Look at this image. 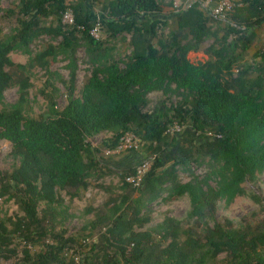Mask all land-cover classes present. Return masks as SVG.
<instances>
[{"label": "trees", "instance_id": "16d2710c", "mask_svg": "<svg viewBox=\"0 0 264 264\" xmlns=\"http://www.w3.org/2000/svg\"><path fill=\"white\" fill-rule=\"evenodd\" d=\"M66 2L20 0L16 28L4 36L0 30V143L10 144L13 161L0 175V199L15 202L22 214L0 219V264L12 258L10 264H264V196L248 195L259 213L236 223L214 220L220 205L247 196L243 185L264 172V46L254 63L244 62L255 31L264 26V0H239L225 20L210 17L199 1L169 19L149 16L160 14L159 0ZM66 9L73 25L63 31ZM49 17L57 27L45 25ZM95 28L101 38L90 35ZM42 35L60 42L33 56L31 45ZM115 43L129 50L122 59ZM79 47L90 74L75 95ZM190 52L207 60L191 63ZM11 53L26 55L27 63H13ZM60 56L67 61V82L49 71ZM35 66L61 81L67 98L59 110L58 89L47 83L51 94L41 91L47 109L38 117L28 104L27 74ZM16 86L17 101L6 104L4 92ZM152 93L162 98L147 110ZM174 124L184 128L169 136ZM104 132L110 137L93 147L88 139ZM128 132L156 156L138 188L124 181L135 167L100 162L101 152L114 150ZM192 165L204 174L195 175ZM105 170L119 177V195L88 211L93 219L83 232L105 231L83 256L77 238L56 231L71 217L59 193L73 200ZM181 172L188 182L180 181ZM182 197L189 200L186 227L166 217L151 230L135 231L150 222L153 203ZM17 238L24 243L20 257ZM36 245L41 250H28ZM122 246H132L131 254Z\"/></svg>", "mask_w": 264, "mask_h": 264}, {"label": "rangeland", "instance_id": "374dc122", "mask_svg": "<svg viewBox=\"0 0 264 264\" xmlns=\"http://www.w3.org/2000/svg\"><path fill=\"white\" fill-rule=\"evenodd\" d=\"M20 0H0V30L1 34L8 35L12 30L16 28V7ZM90 2V0H88ZM190 1L196 0H159V4L161 7V12L158 15H149L150 17L160 18V19H169L174 13L183 10L185 5ZM70 0H67L66 3H69ZM7 11H11L12 13L7 14ZM95 13H98L99 8L96 6L94 8ZM46 26L50 27H57L58 23L55 17H49L44 19L43 21ZM61 24H63L61 22ZM64 25V24H63ZM68 29V26H65L63 31ZM96 39L102 37V33L99 32L95 33ZM222 35V34H221ZM60 42V38L55 39L51 38L50 36L42 35L40 36L32 45L31 51L33 56L37 53L42 52L46 49L49 45L56 46L57 43ZM211 41L206 42V46L209 45ZM118 47V53L116 58H121L128 54L129 50H126L127 47L120 46L118 43H115ZM264 46V26L255 31V40L248 49L244 62L247 63H254L255 60V53L262 49ZM10 58L15 64H26L28 58L26 55L22 53H11ZM77 58V78H76V90L75 95H78L80 88L82 87L83 83L85 82L86 78L90 74V68L85 63V53L82 47L77 49L76 53ZM187 59L191 63H199L205 62L207 60V56L201 52H190L187 55ZM67 61L63 59L62 56L58 57L56 62H53L50 67V72L58 73L61 77V80L64 82L68 81V70L66 69ZM29 91H28V104L29 110H31L30 114L34 117H38L39 115L46 112L47 109V101L41 95V91L44 90L46 94H51V86L46 85L53 84L54 87L58 89L57 96L55 98V102L57 104L58 109H62L66 103V90L65 85L61 81L54 80L52 77L47 75L46 71L39 66H35L29 74ZM162 98L161 93H152L149 95L150 103L147 107V110L152 109L157 101ZM18 99V87H12L4 92V102L6 104H13ZM177 99L174 98L173 102H176ZM173 136V135H169ZM110 137L109 133H102L94 138L88 139L89 142L93 147L99 146L102 141L108 139ZM143 147H141L137 152H122L115 155H106L105 151H102L99 155L100 162L102 164L108 165L107 162L113 163V166H117L120 168V165L116 163L118 160L122 159L126 155H132L134 153L142 154L145 158L151 157L152 154L150 152L146 153L143 151ZM10 151V144L8 142H1L0 143V175H3L6 172H10L13 168V161L9 157ZM164 161L167 163L173 157V151H169L168 153L163 154ZM132 165V164H130ZM132 168V166H131ZM194 174L197 176H202L205 172L203 168L195 167V165L191 166ZM102 176H94L90 179V185L88 186L87 190L83 193H80L78 197L71 200L68 195L64 192L59 193L60 199L63 201V206L68 207V213L71 217L62 225L57 227V230H66V235L70 237L77 238V247L80 249L78 254H85L89 253L92 244L98 241L99 235L105 231L102 229L100 232H93L89 234V231H84L83 228L87 225L89 221L93 219L92 213H88L90 209H97L100 206L107 203L110 199H116L117 195H119V177L116 173H108L106 170L102 172ZM179 179L181 182L185 183L188 182L189 177L186 173L181 172L179 174ZM247 196H241L234 200V202L229 206L225 207L224 205H220L214 220L219 223H223L224 219H230L234 223L238 222L241 218L250 216L253 213H259L260 207L258 204L253 202L248 195L254 194L258 196H264V172L257 175V179L254 182H247L243 185ZM108 190V192L106 191ZM136 197V194L133 195ZM112 206V203L110 204ZM43 207V204L39 207V210ZM150 222L142 228L136 227L135 231H146L151 230L156 225L160 224L166 217H170L176 220H179L183 223V227H186L185 218L186 214L189 210V200L187 197H182L177 200H173L169 203H163L160 200L153 203L150 206ZM21 212L19 211L18 206L13 201L5 202L2 198L0 199V219L7 220L8 218L16 219V216H21ZM156 241H158L159 237H156ZM16 248L18 252V257L21 256L20 251L22 250L24 243H20L18 238L16 239ZM116 244L113 242V247L116 249ZM125 249V254H131V247L122 246ZM28 250L30 252L39 251L41 250L40 245L36 246H29ZM69 256L74 255L73 251L68 253ZM222 255L221 257H223ZM15 261V258L9 260H2V264H10Z\"/></svg>", "mask_w": 264, "mask_h": 264}, {"label": "built area", "instance_id": "2783aa9c", "mask_svg": "<svg viewBox=\"0 0 264 264\" xmlns=\"http://www.w3.org/2000/svg\"><path fill=\"white\" fill-rule=\"evenodd\" d=\"M199 1L203 10H205L208 15L214 19L225 20L226 15L233 11L235 7L238 6L239 0H196ZM190 1L185 5L183 9H188L194 2ZM62 23L67 26L73 25V13L71 9H66L62 15ZM98 29L95 28L90 31V35L96 37ZM97 38V37H96ZM184 127H180L177 124H174L167 134L174 135L175 133H180ZM143 147V142L136 137L133 133H125L119 140L118 146L114 150H106V155H115L126 151H138ZM155 155L149 157L148 160L142 161L140 164L136 165L134 168V173L128 175L124 178L125 183L130 184L133 188H138L142 182L143 177L150 169Z\"/></svg>", "mask_w": 264, "mask_h": 264}, {"label": "crops", "instance_id": "0c3cea01", "mask_svg": "<svg viewBox=\"0 0 264 264\" xmlns=\"http://www.w3.org/2000/svg\"><path fill=\"white\" fill-rule=\"evenodd\" d=\"M145 159L146 158L142 154L134 153L132 155H126L122 159H120L116 162L120 165V168H117V166L116 167L113 166V163H109V162H107V163L112 168L122 170V169L130 168L131 166L135 167L136 165H138L140 162H142ZM130 164H132V165H130Z\"/></svg>", "mask_w": 264, "mask_h": 264}]
</instances>
